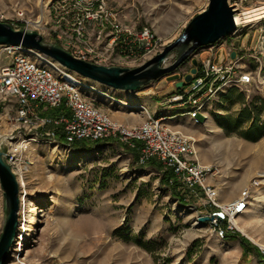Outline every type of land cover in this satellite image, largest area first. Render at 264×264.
<instances>
[{
  "label": "rangeland",
  "instance_id": "obj_1",
  "mask_svg": "<svg viewBox=\"0 0 264 264\" xmlns=\"http://www.w3.org/2000/svg\"><path fill=\"white\" fill-rule=\"evenodd\" d=\"M108 1L110 7L119 11L124 25L136 31L151 29L165 43V49L183 34L196 15L207 9L210 0ZM50 2L0 0V22L24 29L27 24H20L18 19L19 13H23L33 23L29 26L33 29L36 21L45 22L49 18ZM260 2L264 0H229L238 11ZM262 21L248 24L236 37L224 38L218 45L224 48L218 47L214 57L216 62L223 63L229 59V51L230 56L235 52L233 59L239 60V69L254 76L252 87L248 91L224 87L212 97L199 124L182 117L170 126L192 136L199 160L217 168L213 182L221 203L249 190L247 212L237 217L246 233L264 244ZM44 40L57 44L49 36ZM126 42L131 45L130 39ZM206 56L207 52L197 50L173 73L138 91L100 85L110 98L83 91L97 107L126 124L142 123L147 118L146 112L124 107L112 98L131 104L147 103L148 112L155 118L162 116L159 110L174 116L178 108L171 106L168 99L179 90L175 81H184L178 75L190 74ZM177 58L178 52L173 50L162 67L172 65ZM150 59L133 63L118 58L112 66L136 68ZM128 92L136 99L130 101ZM63 112H68L64 106L48 111L50 115ZM12 115L11 108L4 110L1 102L0 131L4 135L8 128L2 123L3 118ZM87 144L91 147L73 149L39 140L23 144L25 148L20 154L24 163L16 174L13 172L19 183L18 226L3 264H264V259L253 251H245L240 239L218 237L209 223L201 219L210 210L204 200L188 195L185 204H181L172 197L170 188L161 184L162 171L147 164L139 165L127 146L117 141ZM0 145L6 153L7 147ZM255 159H259L257 165ZM256 182L259 184L255 185ZM7 210L5 190L0 183V238ZM32 214L34 222L29 224ZM229 232L239 233L264 255V248L234 224Z\"/></svg>",
  "mask_w": 264,
  "mask_h": 264
},
{
  "label": "built area",
  "instance_id": "obj_2",
  "mask_svg": "<svg viewBox=\"0 0 264 264\" xmlns=\"http://www.w3.org/2000/svg\"><path fill=\"white\" fill-rule=\"evenodd\" d=\"M48 14L45 22L33 26L39 34L43 38L51 37L74 57L98 65L112 66L118 58L140 63L161 53L165 46L151 29L136 31L124 25L119 11L110 7L108 0H51ZM239 14L235 8L236 30L224 38L236 37L246 27L236 22ZM18 19L20 24H27L26 28L33 25L23 13H19ZM224 38L199 48L198 51L207 52V56L184 90L176 91L168 99L171 106L178 108L174 117L185 115L197 125L212 97L222 88L248 91L255 83L251 72L239 69V60L231 58L230 51L226 62L215 61L216 49L224 48L218 46ZM33 51L22 45L0 44V103L4 110L10 107L13 113L7 117L9 127L1 143L7 147L5 159L15 174L24 163L20 154L25 148L23 144L32 140L71 147L74 142L96 143L111 139L136 150L139 165L158 160L166 170H171V183L175 181L179 185L180 195L185 199L188 195L203 199L210 210L201 214L208 217L207 222L218 237L224 238L225 232L233 229L232 218L248 209L249 190L232 201L221 203L213 182L218 170L199 160L192 136L172 128L165 117L155 118L148 110H143L147 118L139 124L115 120L87 99L80 85ZM178 76L185 79L186 75ZM112 100L119 103L115 98ZM62 106L67 113L60 116L48 113L50 108Z\"/></svg>",
  "mask_w": 264,
  "mask_h": 264
},
{
  "label": "water",
  "instance_id": "obj_3",
  "mask_svg": "<svg viewBox=\"0 0 264 264\" xmlns=\"http://www.w3.org/2000/svg\"><path fill=\"white\" fill-rule=\"evenodd\" d=\"M234 13L235 9L229 4V0H210L207 9L190 21L183 34L176 41L168 45L162 53L136 68L98 65L78 59L58 44L47 43L33 29H16L10 24L3 22H0V44L22 45L39 51L66 69L101 86L115 90L138 91L149 85L153 80L173 73L199 48L216 43L235 31ZM173 50L178 52L177 60L168 67H162L164 61ZM231 57L235 58L236 53L232 52ZM222 58L221 52L220 61ZM193 64L197 66L195 59ZM196 70V68H193L191 73L185 76L184 81L175 83V87L180 89L191 82ZM173 78L176 79L177 77L174 76ZM0 183L5 190L8 203L6 223L0 238V264H3L9 247L14 242L18 226L20 199L17 177L6 162L5 152L1 145ZM201 219L207 221L208 217H202Z\"/></svg>",
  "mask_w": 264,
  "mask_h": 264
},
{
  "label": "bare ground",
  "instance_id": "obj_4",
  "mask_svg": "<svg viewBox=\"0 0 264 264\" xmlns=\"http://www.w3.org/2000/svg\"><path fill=\"white\" fill-rule=\"evenodd\" d=\"M42 20V19H41ZM41 20H38L35 22V26L39 25V22ZM264 20V2L261 3L257 6H253L252 8H248V9H242L240 11V14L236 16V22L238 24L243 23L244 25H248V24H257L258 22ZM263 22V21H262ZM39 58L43 59L44 61H46L47 63H49L50 65H52L55 69H57L63 76H66L67 78L71 79L72 81H74L76 84L80 85L81 88H83L84 90L88 91V92H94V93H99L102 96H108L105 92L102 91L101 86L90 80V79H86L83 78L81 76H79L78 74H76L73 71H70L68 69H66L65 67H63L62 65H60L59 63H57L56 61L52 60L49 56L34 50L33 51ZM128 99L130 101L135 100V96L131 93L128 92ZM125 96V95H124ZM123 100V99H122ZM122 100H118L119 104H121L124 107H132V108H138L140 110H147V106L144 103H139V104H131V103H127L124 102ZM4 122V125L8 128L9 124L7 123V117L3 118L2 123ZM2 131V129H1ZM0 131V143L2 140H4V138H6V136L4 134H2ZM33 141V140H32ZM246 147V146H245ZM259 162V159H255L254 164L257 165V163ZM262 177H264V172L261 174ZM246 182V180H245ZM259 183L256 182L255 185H258ZM239 184L235 185L233 187L234 191L236 189L239 188ZM244 186V185H243ZM247 210L244 212L246 213ZM34 222V216L33 214L31 215V220L29 221V224ZM232 223L234 224V226L240 231L242 232L244 235L250 237L245 229L242 226V223L239 221V218L233 217L232 218ZM250 239H252L253 241H255L253 238L250 237ZM256 242V241H255ZM258 245H260L262 248H264V244L263 243H259L256 242Z\"/></svg>",
  "mask_w": 264,
  "mask_h": 264
},
{
  "label": "trees",
  "instance_id": "obj_5",
  "mask_svg": "<svg viewBox=\"0 0 264 264\" xmlns=\"http://www.w3.org/2000/svg\"><path fill=\"white\" fill-rule=\"evenodd\" d=\"M185 87H182L179 89V91L184 90ZM60 113L55 114L54 116H60ZM59 141L61 143H63V139L60 138ZM103 141H98L96 144H99ZM107 142H115L114 140H107ZM71 147L73 149H78V148H90L91 146L88 145L85 142H74L71 144ZM129 149V148H128ZM130 150V149H129ZM131 151V150H130ZM132 152H134L136 159H138V154L136 150H132ZM147 165L156 168L160 171H162V177H161V184L166 185L170 188V193L172 195L173 198L177 199L181 204H185V198L183 196L180 195V192L178 190L179 185L174 181L171 183V179L173 178V173L171 170H164L162 167V164L160 162H157L155 160H150ZM224 238L229 240V239H240L241 244L243 245L245 251H253L258 257L263 258L264 259V255L260 252V250L254 246L248 239H246L245 237L241 236L239 233H230L229 231H226L224 234Z\"/></svg>",
  "mask_w": 264,
  "mask_h": 264
},
{
  "label": "crops",
  "instance_id": "obj_6",
  "mask_svg": "<svg viewBox=\"0 0 264 264\" xmlns=\"http://www.w3.org/2000/svg\"><path fill=\"white\" fill-rule=\"evenodd\" d=\"M174 80H177V79H174ZM178 81H175V83H177ZM146 106L148 107V104L146 103ZM159 112L158 114L159 115H162L161 117H165L166 118V122L170 125L172 124V122H175L177 121L179 118H182V117H187V116H179V117H174V116H169V115H165L166 113H164L163 110H159L157 111Z\"/></svg>",
  "mask_w": 264,
  "mask_h": 264
}]
</instances>
